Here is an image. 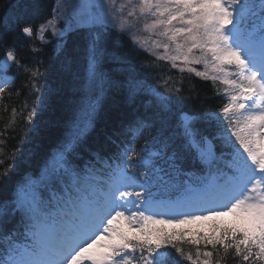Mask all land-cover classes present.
<instances>
[{"label": "snow or ice", "instance_id": "6c2138e0", "mask_svg": "<svg viewBox=\"0 0 264 264\" xmlns=\"http://www.w3.org/2000/svg\"><path fill=\"white\" fill-rule=\"evenodd\" d=\"M20 8L19 0L0 5V99L14 86L13 69L28 74L29 96L39 93L22 109L30 155L44 150L68 91L85 94L45 162L47 180L66 188L45 200L30 178L15 179V163L0 160V191L13 192L0 198V264H221L229 256L264 264V0H57L38 29ZM46 32L57 41L50 70L60 83L41 90L44 61L22 62L17 43L47 44ZM74 36L86 43L79 86ZM125 36L132 51L155 56L153 65L224 85L217 93L227 103L188 110L199 94L170 76L141 75L118 51ZM40 113H50L47 123L34 120ZM17 156L26 158L19 148Z\"/></svg>", "mask_w": 264, "mask_h": 264}, {"label": "trees", "instance_id": "16d2710c", "mask_svg": "<svg viewBox=\"0 0 264 264\" xmlns=\"http://www.w3.org/2000/svg\"><path fill=\"white\" fill-rule=\"evenodd\" d=\"M6 0H0V5H4ZM15 2V0H13ZM21 5L20 9H17L18 14H23L24 21L31 22L35 29L39 27L46 19H50L52 16V10L54 8V0H19ZM2 14V13H0ZM72 35V34H70ZM73 47L77 53V61L74 66V83L79 86L84 79L85 70H86V54H85V39L83 37L74 36L73 38ZM35 46L37 48H42L43 55L37 56L32 53L31 48ZM17 47L20 51L22 62L27 63L29 66H35L37 60H43L44 64L41 67L40 71L43 75L39 78L38 84L41 90H46L56 86L60 83L59 78L51 69V65L55 58V49L53 44H41L37 37L31 39L27 37H20L17 43ZM132 45L128 37H123L118 41V51L129 60L132 65L145 76L148 80H152L157 75L163 76L167 79L169 76L177 82L178 87H183L186 90H191L192 95L199 94V99L194 102H189L187 104L188 110L192 112L204 111L207 109H218L223 106L224 103H227V98L221 94L217 93V89H223L224 85H221L219 82L216 85H213L211 80H205L201 77L196 76L195 74L190 73H180L179 70L171 68L170 64H167L164 61H155V56L139 49L135 48L132 51ZM4 49H0V58L3 56ZM145 65H152L155 67V71L146 72L144 71ZM116 66L111 63L107 66L106 70H115ZM10 75L15 76L14 86H10L6 90L2 99H0V140L4 143L0 144V148L3 149V153L0 154V160H3L5 164H16L13 175L16 180H22L25 178H30L38 190V192L43 194L45 200L53 196V186L50 181L47 180V176L44 172L45 162L48 159L49 155L54 152L56 146L64 139L68 130L71 127V123L76 114V106L81 102V97L84 95V90L81 89L79 92L68 91L67 100L62 101L63 107L58 113V123L55 127L51 128L48 134L44 137V150L38 154L30 155L29 153L33 150V137L34 134L29 132V125L24 122L23 116L26 115V111L22 112L24 105L27 102L29 107L32 106L36 95L39 93H33L29 96L30 89L26 87L27 83V73L21 72L16 74L15 69H13ZM163 83V80L160 81ZM19 93L17 95L16 93ZM115 97L108 102V105L105 110V117L110 115L114 108ZM15 109V113H13ZM50 113H40L38 119L41 124L47 123L49 120ZM103 124V120L101 121ZM27 135L28 140L21 142V137ZM89 145L92 149H95L97 146L96 138L93 137L89 140ZM19 148L25 153V159H21L19 156L16 157V160L12 159V152L14 149ZM106 150V149H105ZM80 157H83L87 160V156L83 152L79 154ZM79 157H77L78 159ZM47 185V186H45ZM63 183H59L56 187V190L61 189ZM13 192L11 190L0 191V198L11 197ZM195 227V226H182ZM168 232L175 231V228H164ZM211 251V246L208 249ZM187 250V249H186ZM194 251V249H193ZM181 264H190L188 261H181ZM221 264H239L238 258L233 260L231 256L221 261Z\"/></svg>", "mask_w": 264, "mask_h": 264}, {"label": "rangeland", "instance_id": "374dc122", "mask_svg": "<svg viewBox=\"0 0 264 264\" xmlns=\"http://www.w3.org/2000/svg\"><path fill=\"white\" fill-rule=\"evenodd\" d=\"M77 2H80V0H77ZM116 2H117V6H119L120 4L124 3L125 0H116ZM56 4H57V0H55V6H56ZM59 23H60V24H63V21H60ZM47 34H50V35H51L50 32H46V33H44V39H45L46 41L50 42V39L47 38ZM139 34H140L142 37H146V36H147V33H143V32H141V33H139ZM53 38L56 39L55 37H53ZM161 51H162V50H161ZM194 67H196L197 70H200V71H203V70H204V69H203V65H194Z\"/></svg>", "mask_w": 264, "mask_h": 264}]
</instances>
